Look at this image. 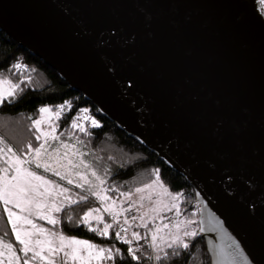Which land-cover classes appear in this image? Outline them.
<instances>
[{
  "label": "water",
  "instance_id": "1",
  "mask_svg": "<svg viewBox=\"0 0 264 264\" xmlns=\"http://www.w3.org/2000/svg\"><path fill=\"white\" fill-rule=\"evenodd\" d=\"M0 31L183 177L210 264H244L236 245L249 261L264 251V168L237 163L214 134L219 115L258 129L264 114L253 0H0Z\"/></svg>",
  "mask_w": 264,
  "mask_h": 264
},
{
  "label": "snow or ice",
  "instance_id": "2",
  "mask_svg": "<svg viewBox=\"0 0 264 264\" xmlns=\"http://www.w3.org/2000/svg\"><path fill=\"white\" fill-rule=\"evenodd\" d=\"M254 11L257 13V23L264 27V0H253ZM137 17L144 28H151L153 18L150 15H144L143 7L137 9ZM110 32V35H115ZM17 71L22 69V65L16 63L12 66ZM112 69H109L111 71ZM26 83L21 77L19 83L12 82L9 78L0 74V103L6 99L15 102L17 94L22 93L21 84ZM193 103L189 106L191 112H203V104L195 96L192 97ZM56 111L52 112L49 106H42L38 109L40 118L31 119L32 127L35 129L36 140L41 141L39 147L33 148L29 143L27 145V154L21 151L19 154L13 151L12 147L3 144L0 140V205L3 213L7 217V224L11 229V235L14 237L19 248L13 247L12 243L5 242L0 238V264H95L99 261H111L116 264L118 257L122 258L123 253L115 244L109 247H103L87 239H80L72 235H67L59 230L58 226L62 224L61 218L54 214L61 213L65 208H71L79 202L89 199V196L95 197L99 203V208H89L82 216L76 220V226L81 223L88 226L89 232H95L102 238L109 237V230L117 228L115 231L116 241L126 245L128 261L127 264H139L140 260L146 259L152 264H174L178 262L186 250L189 249V240L197 235L195 230H190L187 225L195 223L192 220H176L169 224H156L155 221L161 218V213L165 211H176L179 216L178 198L181 193H172L160 180L158 170L156 179L151 184H145L142 188H136L135 192L141 194L139 201H132L128 207H118L115 200H110L106 195L108 191H116L115 188H108L106 181L94 166L80 157L89 155L87 152H81L76 144L87 146L86 142L77 139L75 143H67L60 140L57 136L55 120L61 117V110L67 107L69 110L72 105L69 101L56 105ZM99 111V110H98ZM52 121L51 130H42L41 124ZM79 121V122H78ZM88 126L95 129L100 128L99 121L89 114L88 108H80L76 116L72 117L70 127L78 129L85 137L91 133L86 128ZM215 137L217 142L233 150V156L237 163L246 164L259 159L264 168V114L261 115L258 129L254 128L247 120H238L227 114L216 117ZM71 137V133H69ZM258 136V145L252 147L253 140ZM49 141H55L58 147H52ZM6 148V151H5ZM109 159H112L109 157ZM210 167L213 165L210 164ZM37 170H42L38 172ZM108 168H104V173L108 174ZM51 174L58 178L49 179L47 175ZM227 180L232 181L233 177L229 173ZM60 181L66 182L80 193L72 192L71 188L63 186ZM251 190L253 185L244 181ZM156 192L157 199L153 200V192ZM231 188V183L228 184ZM148 191L147 196L144 195ZM71 193V195H69ZM86 193V194H81ZM120 197L128 198L132 196L131 192H120ZM231 195V193H229ZM168 197L170 199H164ZM148 199L149 206L142 202ZM139 203V207L137 204ZM133 208L140 213L139 216H132L131 220H139L138 227L145 228L146 235L141 236L137 231H131V239L128 238L129 230L132 225L125 218L122 223L118 218L126 215ZM107 213L111 223L107 222L101 214ZM95 214V215H93ZM43 220L52 225L49 229L34 222ZM91 219L97 224H103V228H92L89 226ZM66 220L71 223L73 216L69 213ZM149 221L153 222L151 228H147ZM167 229L168 231H165ZM123 233V235H122ZM150 237V239H149ZM141 240L145 244L141 247H133V242L139 243ZM142 248L150 252L145 256ZM139 253V255H138ZM239 257L244 264H264V251L257 256H253L249 261L243 256L240 246L236 245L233 254V260Z\"/></svg>",
  "mask_w": 264,
  "mask_h": 264
},
{
  "label": "trees",
  "instance_id": "3",
  "mask_svg": "<svg viewBox=\"0 0 264 264\" xmlns=\"http://www.w3.org/2000/svg\"><path fill=\"white\" fill-rule=\"evenodd\" d=\"M16 63L22 65L20 71L12 67ZM0 74L14 83H19L21 77L26 82L21 84L23 91L17 94L18 98L15 102L6 99L0 104V140H3L4 145L12 147L13 151L18 154L21 151L27 154L29 143L33 148L38 145L35 138L36 133L31 123V119L39 118L38 109L47 105L51 110L56 111V105L69 101L72 108L65 112L61 111L64 117L57 122V133L59 135L63 133L61 137L64 141L75 143L77 139H80L86 142V147L80 144H77V146L81 152L89 153V155L84 156V160L91 163L98 173L105 178L106 186L110 189H116V191H109V194L119 196L120 192L133 193L136 188L152 183L156 179V170H158L160 180L169 191L181 193L179 197L181 216L184 219L193 217L196 220L197 235L188 241L190 244L189 249L174 264H210L205 244L200 239L198 232V207L195 196L183 177L166 167L154 154L125 135L116 125L101 117L93 105L84 100L82 95L71 91L52 70L38 59L18 48L1 31ZM80 108H88L89 114L99 121L101 127L95 129L89 126L86 127L91 135L85 137L78 132L77 135L75 134L74 141V133H72L70 124L72 117L77 115ZM69 133H71V137ZM109 157L112 159H109ZM0 165H3V163L0 162ZM104 168H108V174L104 173ZM94 205L93 200L89 198L70 209H64L63 214L59 216L62 220V224L58 226L59 230L64 231L67 235L87 239L103 247L115 244L123 253V264H127V246L115 240L113 231L105 239L97 236L95 232H89L88 226L83 223L79 227L76 226V220L89 208H93ZM69 213L73 216L71 223L66 220ZM0 238L5 242L12 243L14 248H19L11 235V229L7 224V217L3 213L2 205H0ZM142 251H144L145 256L150 254L143 248ZM121 260L122 258L118 257L116 264H121ZM103 264H112V262L104 261ZM139 264H152V262L142 258ZM164 264H168V262H164Z\"/></svg>",
  "mask_w": 264,
  "mask_h": 264
},
{
  "label": "rangeland",
  "instance_id": "4",
  "mask_svg": "<svg viewBox=\"0 0 264 264\" xmlns=\"http://www.w3.org/2000/svg\"><path fill=\"white\" fill-rule=\"evenodd\" d=\"M1 104V103H0ZM52 112H55L53 110H51ZM64 117V114H61V117L59 120H55L54 123L57 125V122H59L61 119H63ZM40 118V116H39ZM79 122V121H78ZM53 122L52 121H49L47 123H43L41 124V129L42 130H51V124ZM86 123V127H88V122H85ZM34 129V128H33ZM35 131V129H34ZM79 130L78 129H72V133L73 134V139L75 141V134L78 133ZM36 133V132H35ZM57 136H60L58 133H57V127H56V133H55ZM36 135H38V133H36ZM77 135V134H76ZM60 140L61 141H64V139L60 136ZM38 142V145L36 147H39V144L41 143V141H37ZM64 142H67V143H71V141H64ZM49 143L51 144L52 147H58V144L55 142V141H49ZM74 144V143H73ZM76 147L78 148L77 144H76ZM80 149V148H79ZM81 151V150H80ZM81 159H84V157H80ZM1 163H3L2 161H0ZM0 166H5V165H0ZM38 172H41L42 173V170H37ZM48 176L49 179H53V180H57L58 178L54 177V176H51V174H45ZM60 183L65 186V187H69L71 188V191L72 192H76V193H80V190L79 189H76L70 185H67L66 182H63V181H60ZM151 184V183H150ZM142 188V187H140ZM148 191L149 190H146L144 195L147 196L148 194ZM159 189L158 187L156 188V191L153 192V195H152V199L155 200L157 199V195H156V192H158ZM110 192H106V195L110 198V200H115L116 201V204L118 207H125L127 208L128 207V204L132 201H139V197L141 194L139 193H136L135 191L132 193V196L131 197H128V198H123V197H120V195L118 196H111L109 194ZM82 194H86V193H82ZM69 195H71V193H69ZM90 199L93 200L94 202V207L93 208H99L100 207V203L99 201L95 198V197H91L89 196ZM164 199H170L168 197H163ZM145 206H149V200L148 199H145L143 202H142ZM178 203H179V209H180V200L178 198ZM139 203L137 204V207H139ZM66 209V208H65ZM64 212V210L61 212V213H57V214H54L56 215L57 217H59L60 215H62ZM101 214L104 216L105 220L109 223H111V219L110 217L108 216L107 213H103L101 212ZM95 215V214H93ZM140 213L136 211L135 208H133L131 211H129L126 215H121L118 220L120 223L123 222V220L125 218H127L129 220V223L132 225L131 229L129 230V233H128V238L131 239V231H137L141 236H144L146 235V231H145V228L143 227H138L140 221L139 220H136V221H132L131 220V217L132 216H139ZM176 220H180V221H187V220H192L194 222H196L195 218L193 217H187L186 219H184L181 214H180V211H179V216L176 215V211L175 210H172V211H165L163 213H161V218L157 219L155 221L156 224H159V225H162V224H169L171 226V223L176 221ZM34 222L39 224L40 226H43V227H46V228H49L51 229L53 226L52 225H49L47 224L45 221L43 220H36L34 218ZM89 226L92 227V228H103V224H97L96 221L94 219H91L90 222H89ZM153 226V222L152 221H149L148 225L146 226L147 228H151ZM195 223L191 224V225H187V227L190 229V230H195L196 231V227H195ZM118 229L117 228H113V229H110L109 230V233H111L112 231L114 232V235H115V231H117ZM165 231H168L167 229H165ZM110 235V234H109ZM150 239V237H149ZM116 240V239H115ZM145 244V241L144 240H141L139 243L137 242H133L132 246L135 248V247H141L142 245ZM103 260L102 261H99V262H95V264H103ZM4 264H7V261L5 260L4 261Z\"/></svg>",
  "mask_w": 264,
  "mask_h": 264
},
{
  "label": "built area",
  "instance_id": "5",
  "mask_svg": "<svg viewBox=\"0 0 264 264\" xmlns=\"http://www.w3.org/2000/svg\"><path fill=\"white\" fill-rule=\"evenodd\" d=\"M68 110V108L67 107H65L63 110H61L62 112H65V111H67ZM122 235H123V233H122Z\"/></svg>",
  "mask_w": 264,
  "mask_h": 264
}]
</instances>
